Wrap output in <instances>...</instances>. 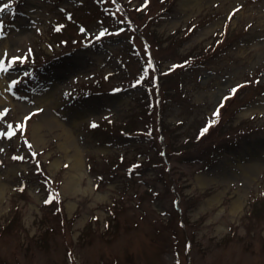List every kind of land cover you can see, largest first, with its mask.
<instances>
[{
  "label": "rangeland",
  "instance_id": "obj_1",
  "mask_svg": "<svg viewBox=\"0 0 264 264\" xmlns=\"http://www.w3.org/2000/svg\"><path fill=\"white\" fill-rule=\"evenodd\" d=\"M0 49V264H264V0H12Z\"/></svg>",
  "mask_w": 264,
  "mask_h": 264
},
{
  "label": "snow or ice",
  "instance_id": "obj_2",
  "mask_svg": "<svg viewBox=\"0 0 264 264\" xmlns=\"http://www.w3.org/2000/svg\"><path fill=\"white\" fill-rule=\"evenodd\" d=\"M145 3H147V0H145ZM12 4V0H7V3H0V9H6L8 6H10ZM240 6L237 5V8H239ZM237 8L232 9V12H235L237 10ZM101 34H103V29L100 30ZM16 59H20L23 60V57H12L11 60H16ZM11 62V61H9ZM4 67V61L0 60V68ZM14 82V81H13ZM239 85H236L232 88L231 92H229V95H231L232 93H234L236 91V88H238ZM221 103H223V101H221ZM7 109L4 110V112H6ZM4 112H0V115H4ZM216 113H213V115H215ZM30 115V114H29ZM209 124L212 123V121L208 122ZM93 126H95V122H93ZM24 127V125L22 123H19L16 125V128H20L22 129ZM207 128V125H205V128L201 129V132L205 131ZM14 134V129L12 128L11 125L8 126V131L6 132H0V135H3L5 137H11Z\"/></svg>",
  "mask_w": 264,
  "mask_h": 264
},
{
  "label": "bare ground",
  "instance_id": "obj_3",
  "mask_svg": "<svg viewBox=\"0 0 264 264\" xmlns=\"http://www.w3.org/2000/svg\"><path fill=\"white\" fill-rule=\"evenodd\" d=\"M2 49H0V52H1ZM2 87H4V81H3V78L2 76H0V89H2Z\"/></svg>",
  "mask_w": 264,
  "mask_h": 264
},
{
  "label": "trees",
  "instance_id": "obj_4",
  "mask_svg": "<svg viewBox=\"0 0 264 264\" xmlns=\"http://www.w3.org/2000/svg\"><path fill=\"white\" fill-rule=\"evenodd\" d=\"M253 204H255V203H253ZM252 204V206L254 207V205ZM264 213V212H263Z\"/></svg>",
  "mask_w": 264,
  "mask_h": 264
}]
</instances>
